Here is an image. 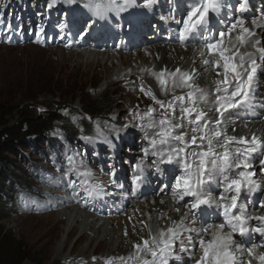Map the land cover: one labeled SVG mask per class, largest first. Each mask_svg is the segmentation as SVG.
Returning <instances> with one entry per match:
<instances>
[{
    "label": "snow or ice",
    "instance_id": "obj_1",
    "mask_svg": "<svg viewBox=\"0 0 264 264\" xmlns=\"http://www.w3.org/2000/svg\"><path fill=\"white\" fill-rule=\"evenodd\" d=\"M59 2L60 0H51L48 5L49 9L58 6ZM63 2L67 5L81 6L79 0H63ZM158 3L159 0H142V4L138 0H108L106 5H102L98 0H87L83 8L87 9L89 19L80 27H76L79 21L75 16L70 18L66 13L56 26L57 35L63 33V40L75 39V37L86 38L99 19L109 22L111 19L109 14H114L115 19H112L111 22L116 23L122 30L123 25L120 24V21L123 18V13L141 6L151 12ZM249 4L250 0H239V11L245 12ZM222 7L224 5L221 0H200V3L186 11V15L178 19L174 16L171 17L175 22V28L173 36L169 37V39L175 38L176 41L184 45L195 37L202 36L200 44L203 64L214 69H222V72H217V76L222 75V79L215 81L214 99L217 105L215 107L217 116L214 121L207 118V113L198 111L194 106V93L202 92L199 88L193 89L192 80L196 74L195 69L191 73L182 71L180 68H176L173 72L161 70L158 75L153 73V75H157L161 86L168 83L166 76H171L173 83L178 77L182 86L190 90L187 97L173 96L170 101L165 103L157 99L150 89L146 91L143 86L140 88V91L144 92L146 96H151L163 112L159 116L153 115L156 110L149 106L146 112L139 115L141 123L136 127L143 132L142 139L148 142V147L144 148L143 156L140 159L146 160L147 163H137L134 166L129 190H142L145 184L150 183L148 175L151 174L158 180L157 188L160 194L165 195L172 188L173 197L177 198L180 206L188 211L184 213L180 223L175 227L167 228L166 232L159 231L150 239H144L142 243L132 245L136 250L135 256L138 264H140L139 257L142 253H150L152 257L151 260L144 259L142 264H171V257L180 259V256L175 252L177 244L181 253L188 252L190 248L194 253L197 241L202 255L195 261V264H235L232 249L234 246H239L234 239V234L242 238L241 244H243L244 238L253 234L264 238V215L249 218L243 211L241 214H235L234 211L238 208V201H241L245 195L264 191L254 179L258 173H264V159L259 160L258 171L250 170L254 167V157L256 155L264 156V138H258L253 134L250 140L245 136H240L237 139L235 136L228 135L226 129L222 127L227 121L234 124L239 119V116L233 115L234 112L243 111L248 114L249 118H252L251 112L254 108L264 109V97L256 95L260 90L259 82L264 79V36L257 38V33L245 27V19L239 16L234 19L232 16L227 19L220 18ZM261 12L264 13V8L261 9ZM213 15L220 20V24L223 26L216 31L215 35L209 32L210 20ZM160 19L165 22L169 17L162 14ZM252 23L260 27L255 19ZM74 28L75 31H73ZM32 31L36 36L35 42H42V38H49L44 25L37 26ZM261 31L264 32V28ZM22 32V27L14 29L10 22L5 23L3 19H0V33H3V42L13 43L12 37L20 35ZM233 32H238L235 40L226 41V35ZM65 46L70 45L66 44ZM244 46L251 47L255 51L241 53L239 48ZM200 99L205 103L209 102L203 95ZM186 101L192 103L193 106H186ZM177 108L182 114L181 123L173 124L171 116ZM192 114H195V119L188 121L190 125H193L191 128L193 135L189 142L183 131V120ZM133 115L136 116L137 113ZM255 118H264V112L257 113ZM73 122L75 123V117ZM127 127L129 125L126 124L125 128ZM177 129L181 130L180 134L176 133ZM81 132L83 133L82 129ZM117 138L119 139L118 133ZM79 139L88 143L94 142L91 137L83 134ZM221 140H223L222 144ZM104 143L113 150V157L110 159H114L116 143L108 137L104 138ZM233 145L236 146L233 147ZM217 147L222 151H216ZM65 155L70 165L65 187L70 188L75 196H84L86 208L95 209L97 203L114 195L116 189L123 190L124 185L117 179L114 163L109 165L111 178L109 185L105 186L93 178L91 169L86 168L84 160L87 157L83 153H71L69 149ZM92 155L97 157L99 153L94 150ZM77 157L80 159L79 165L76 164ZM172 164L180 166L184 173L175 175L174 186L166 178L164 168V165ZM79 167L85 168V170L79 172L77 171ZM149 168L151 169L150 173L147 171ZM233 168L240 169L236 178H230ZM212 185L217 188L223 185V194H219L223 203L218 205L222 222L205 225L202 217L206 214V208L210 209L213 204L217 203L210 190ZM82 186L85 187L77 192V188ZM229 200L230 202H228ZM257 203L261 208H264V200H259ZM175 210L179 211L180 209L176 208ZM248 219H254L259 226L249 228L246 226ZM186 222L187 226H185ZM225 228L230 231L225 233L223 231ZM209 232H211L212 238L206 240L204 236ZM124 235H128L127 230ZM249 243L251 246L246 248L247 256L259 261V264H264V252L258 256L255 255L258 247L264 248V243L257 244L254 239ZM240 251L243 253V248H240ZM107 264H111V261H108ZM121 264H124L123 260H121ZM248 264H251V260Z\"/></svg>",
    "mask_w": 264,
    "mask_h": 264
},
{
    "label": "rangeland",
    "instance_id": "obj_2",
    "mask_svg": "<svg viewBox=\"0 0 264 264\" xmlns=\"http://www.w3.org/2000/svg\"><path fill=\"white\" fill-rule=\"evenodd\" d=\"M79 1L87 2V0ZM50 3L51 0H16L15 3L13 0H0V19H3L5 23L10 22L14 29L23 28L22 34L12 37L13 43L3 42V33H0V124L2 126L16 125L20 121L19 115L22 108L26 106L36 113L49 112L64 118L68 129L76 135L72 148H68L64 141V134L57 128L41 139H28L24 150L18 149L16 153L6 155L13 165V170L22 179L19 184L23 191L15 190L12 194L9 193L14 198L16 197L18 202H14L11 209L5 213L10 217L0 222V233L7 235L10 239L19 241L25 248L24 251L14 256L2 257L0 255V264H20L19 261L26 256L29 261L21 264H86L95 260H98L96 264H103L105 261L100 256L105 254L106 250L104 251V249L98 247L99 241L103 238L102 233L87 231L85 239L78 244L77 240L82 229L81 226H79V231L69 238L66 235L69 229L68 223L59 225L58 231L52 228L54 217L48 216L51 213V202L56 199L59 201L61 198L64 199L66 195L64 191L73 194L70 188L65 187L70 167L65 153L70 149L71 153L79 152L83 153L84 156L88 154L92 160H95L92 164L93 170H96L95 178L103 183L110 181V171L108 172L110 164L114 163L118 167L127 166L128 171L124 170L122 178L119 177L126 186L129 181L128 177H130L137 163L135 161L129 163L125 160L129 156H133L129 153L141 148V146L135 148L134 145L131 147L127 144H136V141L138 143L141 140L144 145H148L147 140L142 139L143 132L137 127L131 128L128 133L119 137L118 141L114 140L116 143L114 159H110V157H113V150L104 143L105 134L97 135V129L100 123L113 115L115 117H131L132 112H128L130 110L128 103L132 102L134 106L140 105L143 108V113L147 111L149 106H153L155 110L156 107L152 102L153 100H151V96H146L144 92L140 91L143 83L137 79H129L124 84H119V92L117 93L112 92L111 88L107 92L99 93L97 90L103 85V82L97 83L89 76H85L83 74L84 69L77 70L73 68V62L69 61L64 55H60L62 53L56 49L55 41L62 39L63 36V33L57 35L56 26L58 22L64 18L66 13L70 18L75 16V6L67 5L63 0H60L58 6L49 9L48 5ZM139 8H142V6ZM82 11L84 13L76 18L79 21L76 27H80L89 19L85 15L84 8H82ZM122 17L124 16L122 15ZM150 19L153 23V17ZM253 19H250V23L254 27ZM101 20L103 21V19ZM40 25L46 27L49 38H42V42H35L36 36L32 29ZM116 25L113 23L112 27L107 28V30L111 31L110 34L118 36L116 42H119V44L117 46L127 42L123 37L131 38L130 36H132L135 38L136 33L131 30L128 22L124 23L122 30ZM151 25L146 24L147 28H144L145 25H143V30H147ZM95 26L98 27L99 25L96 24ZM73 31H75V28ZM95 33L98 32L94 30L89 35L94 36ZM52 37H55V39H52ZM80 39L82 38L62 39L57 47L61 48L62 41L72 42L77 47L75 43ZM92 45L102 47L107 46L108 43L102 40V42H98V45ZM63 47L68 55L78 51L74 48L68 49L65 45ZM115 50L114 48L111 52L113 54L118 53ZM134 50L130 49L128 52L123 53L130 54L131 52L134 53V56L139 50L148 53L147 48L144 46ZM119 67L120 65L117 66V68ZM110 74L114 76L115 71ZM259 83L263 85L264 79H261ZM143 87L146 91L149 90L147 86ZM82 105L87 110L88 114L86 116L81 110ZM116 106L124 110L118 112L114 109ZM186 106L188 105L186 104ZM176 110V113L180 111L179 108ZM74 117L75 123L73 122ZM126 124H128L127 119L121 122L122 127ZM105 127L120 128L119 125H114L113 122L106 123ZM82 134L91 137L94 142L88 143L79 139ZM191 134H193L192 131ZM49 145L52 147L50 150L48 149ZM94 150L99 153L97 157L92 155ZM136 160H138V163H147L145 160H140L139 157H136ZM77 161H80L79 157L76 158ZM172 166L177 167L178 165L172 164ZM100 170H105V172H100ZM77 171L82 172L78 168ZM63 180H66V182ZM56 183V187L52 188L50 186ZM50 192L56 193V196H51ZM75 198L77 209L79 207L85 210L87 214L99 218L102 222L107 219L110 220V218L113 219L112 217L119 220V216L110 214L111 209L115 208L112 203H110L111 206L97 203L96 211L108 210V214H100V212H94L90 207L86 208L85 203L81 202L82 198L80 199L78 196H75ZM77 200H79V203ZM136 203L139 202L134 201L133 204ZM128 209L130 208H125L126 211ZM63 210L64 207L61 211ZM68 211L66 212L68 213ZM115 227H112L114 231L116 230ZM117 234L119 236L124 235L122 230ZM61 247L64 248L61 249ZM176 248H179L178 244ZM188 253L184 255V253L177 251L176 254L180 255L181 258H185L186 264H193L195 258H198L197 254L201 252L197 248L194 253L189 251Z\"/></svg>",
    "mask_w": 264,
    "mask_h": 264
},
{
    "label": "bare ground",
    "instance_id": "obj_3",
    "mask_svg": "<svg viewBox=\"0 0 264 264\" xmlns=\"http://www.w3.org/2000/svg\"><path fill=\"white\" fill-rule=\"evenodd\" d=\"M98 2H100L102 5H106L108 3V0H98ZM138 2L142 3L141 0H138ZM179 2L180 0H176V4ZM79 3L81 5L80 7L75 6L76 18H78L80 15L84 13V11H82V8L85 3L82 1H79ZM172 6H173L172 0H159V3L154 6V9L151 12H149L148 10L142 7V8H132L126 11L125 13H123L122 15L124 17L120 21V24L124 25L125 22H128L129 25L131 26V30L136 33V36L133 35L135 36V38H133L132 36H130L131 38L123 37L124 40L127 41L125 44L117 46V44H119V42L118 43L116 42L118 36L116 37V35L110 34L111 31L107 30V28L112 27L113 23L111 22V20L115 19L114 14H109L111 17L109 22H105L104 19L103 21L99 19L98 22L96 23L99 26L98 27L95 26L91 30V32L94 30L98 32L95 33L94 36L89 35L86 38L80 39V41L75 43L77 44V47L73 45L72 42L68 41L67 43L62 41L61 48H58L57 46L60 44V40H62V39H58L55 41L56 49L62 53L60 54L61 56L64 55L69 61L73 62L74 64L73 68L77 70L84 69L83 74L85 76H89V78L93 79L97 83L103 82V85L97 90L99 93H103L105 91L107 92V90H109L110 88L112 92L117 93L119 92V84L121 83L124 84L129 79H137L139 80V82L143 83V86H147L149 89H151L152 93L155 95L157 99L162 100L165 103L170 101L173 96L187 97V93L190 90L187 87L182 86L178 77L175 79V83H173V78L171 76H166V80L168 81V83L165 86H161L157 79V75L160 73V71L166 70L167 72H173L175 71L176 68H180L182 71H187L191 73L192 70L195 69L196 74L193 76V80H192L193 89L199 88L202 90V92L194 93V106L197 108L198 111H203L207 113L208 114L207 118L214 121V119L217 116V113L215 112V107L217 105L214 99L215 88H216L215 81L217 79H222V75L217 76V72L218 71L222 72V69H214L210 66H206L203 64V60L201 58L202 46L200 43H194V44H189L187 46H182L181 44L169 39V37L171 36L166 31V28H168V30L169 28L172 29L173 28L172 25L174 24H171L168 21L162 22L161 19L159 18V15L160 16L162 14L165 15L166 11L172 8ZM250 13L252 18H254L257 21V24L260 25V27H257V25L254 24H253L254 27L251 26L252 24L250 23V19H246L242 16H240V18L245 19V27H248L250 31L257 33V38H260L261 36H264V32L261 31V29L264 28V19L257 16L256 10H251ZM85 15H87V9H85ZM152 17H153V23L152 20L150 19ZM163 23H165V25H163ZM166 23L169 25H166ZM142 24L143 25L152 24V25L151 27H149L147 30L144 31L142 29L143 26ZM237 34L238 32H233L231 34L226 35L225 38L227 41L228 40L234 41L235 36ZM102 40L108 43V45L102 47L92 45V44L98 45V42L100 43L102 42ZM191 41L194 42L195 38L192 39ZM66 44L70 45V46H66L68 47V49L74 48L75 50L78 51L72 55L66 54L63 47ZM140 46L146 47L148 53H144L140 50L135 53V56L134 53L132 54L131 52L130 54L123 53V52H128V50L130 49L137 50L138 47ZM114 48L117 50L118 53L113 54L111 52L112 49ZM239 51L241 53L254 52L255 49L244 46V47H240ZM205 58H209V57H205ZM118 65H120L119 68H117ZM113 71H115V75L111 76L110 73H112ZM153 73H156L157 75H153ZM263 91H264V84L260 85V90L256 93L257 97L262 95ZM201 95H203L209 102L205 103L203 100H201L200 99ZM152 102L156 107V111L153 113V115L159 116L160 114H162L163 110L160 109L159 105L155 104L154 101ZM186 104L188 106H193L192 103H188L187 101ZM127 105L128 107H130V110H128V112L129 111L132 112V115H130L131 117H125V116L115 117L114 115L111 116V118L106 119L103 123L99 124V128L97 129L98 131L97 135L101 136V134H105L104 137H108L112 141L114 140L118 141L119 139L117 138V133L119 134V137H122L123 134L129 132V129L136 128V125L141 123L139 119V115L143 114L142 112L143 108L140 105H136V106L132 105V102L130 104L128 103ZM114 109H116L118 112L124 110L119 106L114 107ZM262 110L263 109L256 112V110L253 109L251 115H253L252 118L255 121H252L251 123L248 124L244 123L241 120V118H243V116L245 115V112L243 111L234 112L233 115L239 116V119L236 120L234 124L231 121H227L225 122L224 125H222V127L226 129L228 135L235 136L237 139L240 136H245L250 140L253 134L256 135L258 138H264V118L261 119L255 118L256 114L261 112ZM176 111L177 110H175V112H173L171 116L173 124L181 123L182 114L180 111L177 113ZM134 113H137V115L134 116L133 115ZM125 119H127L128 122L127 125H129V127L127 128H125V126L123 127L121 126V122H123ZM194 119H195V114H192L190 117L185 118L183 120V124H184L183 131L186 133V139L189 142L193 135L191 134V128L193 125H190L188 121ZM112 122L114 125L116 124L119 125L120 128L112 129L105 127L106 123H112ZM175 131L177 134H180L181 130L177 129ZM220 143L222 144L223 140H221ZM127 145L131 147L132 145H134L135 148H137V146H141V148H139L140 150H136L137 152L134 151L129 153V154H133V156H129L125 160L129 163L134 161L135 163H138L136 157L141 158L143 156L142 149L148 147V145H144V143L141 142V140L138 143L136 141V144L128 143ZM235 146L236 145H233V147ZM205 147H206V143H205ZM216 151H222V149L217 147ZM85 156L87 157V159L84 160V165L86 166L87 169H91L93 173V178L96 181L101 182L100 180H97L95 178L96 170L94 171L93 170L94 167H92V164H94L95 160H92L90 156H88V154H86ZM145 162L147 161L145 160ZM76 164L79 165L80 161H77ZM115 167L117 170V179L119 180V177L122 178L124 170L128 171V167L127 166L118 167L116 165ZM179 167L180 166L174 167L172 165H164L165 171H169V169H171V171L173 170L177 171ZM78 170L84 171L85 168L79 167ZM179 170H181V168ZM131 171H132V167H131ZM254 171H258V168H255ZM100 172H105V170L104 171L100 170ZM180 174L183 175L184 173L181 172ZM258 176L259 178H261L259 174ZM106 180H108V178H106ZM63 181L66 182V180ZM170 181L173 182L172 184L174 185L175 179L171 178ZM150 182L153 181L151 180ZM109 183L110 181L108 180L106 181V183L103 184L105 186H108ZM50 186L52 188L56 187L57 183L51 184ZM83 187L85 186L78 187L77 192H80ZM147 190H148V186L147 184H145L142 190L136 191L135 194L136 196L144 195L147 192ZM64 192H66V195L64 196L66 199L61 198L62 200L60 199V201L58 199L56 200L53 199L54 201L51 202V209H50L51 213L48 216L54 217L52 228L58 231L59 225H65L66 223H68L69 229L67 230L66 235L69 238L71 235L79 231V226H81L82 229L77 240L78 244L85 239L87 231H93L98 234L102 233L103 238L99 241L98 247L102 248V250L104 249V251L106 250L105 254H103L104 256L103 255H102L103 257L100 256V258H102L105 261V263L103 264H107L108 261H111V264H121V260L124 261V264H138L137 258L135 256L136 250L132 247V245L136 243H142V240L144 239H150L151 236L158 234L159 231L163 230L166 232L167 228L175 227L180 223L184 213L188 211L186 208L181 207L178 202L172 201L168 197V195H161L159 190H157L155 193L150 192L149 194L141 198L133 199L134 201L139 202L133 204L134 201L126 193V191H124L123 188V190L116 189L114 195H111L105 201L100 202L101 204L102 203L106 204V206H111L110 203H112V205H114L115 208L111 209L110 214L119 216V220H117L116 217H112L113 219L110 218V220L107 219L106 221L102 222L101 220H99V218L92 216L91 214H87L85 210H82L79 207L77 209L75 196L69 191H64ZM49 194H51V196L54 195L56 196V193L53 192H50ZM78 197L80 199L82 198L81 202L85 203L84 196H78ZM79 200H77V202ZM161 201H163V203H161ZM63 207L64 210L61 211ZM90 208L94 212H98V213L100 212L98 210L96 211V209H93L92 207ZM125 208H130V209L126 211ZM176 208H179L180 210L176 211L175 210ZM66 211H68V213ZM100 214H108V210L104 209L103 211L100 212ZM113 226H116L115 231L114 229H112ZM185 226H187V222ZM120 230L123 231V234L125 230H127L128 235L119 236L117 233H119ZM204 238L206 240H210L212 238L211 232L206 234ZM240 247L242 248V246ZM63 248L64 247H61V249ZM197 248L198 251H200L201 253L197 254L198 258H195L196 260H198L202 255V251L198 246V241L195 249ZM175 251L177 253V251H180V249L176 248ZM232 252L235 256V264H241V262L242 264H248L249 260H251V264H259V261L247 256L246 248L245 249L243 248V253H242L240 251V248L234 246ZM261 252L262 251H256L255 255L258 256ZM186 253L188 252H184V255ZM144 259L151 260L152 257L150 253H142L140 255L139 257L140 264H142V261ZM96 261L98 260H95L92 263L96 264ZM170 261L171 264H186L185 258H181V256L179 260L175 259V257H171ZM92 263H86V264H92ZM193 264H195V262Z\"/></svg>",
    "mask_w": 264,
    "mask_h": 264
},
{
    "label": "trees",
    "instance_id": "obj_4",
    "mask_svg": "<svg viewBox=\"0 0 264 264\" xmlns=\"http://www.w3.org/2000/svg\"><path fill=\"white\" fill-rule=\"evenodd\" d=\"M15 1L13 0L14 3ZM81 110L85 116L88 114L83 105ZM19 119L20 121L14 126H2L0 124V222L10 217L5 213L11 209L14 202H18V199L9 195V193L12 194L15 190L23 191L19 184L22 179L13 170V165L6 155L16 153L18 149L24 150L28 139H41L43 136L54 132L57 128L64 134V141L68 148H72L76 135L72 134L71 130L68 129L64 118L54 113L40 114L24 106L20 112ZM48 149H52L51 145H49ZM24 248L19 241L10 239L7 235L0 233V255L2 257L17 255L24 251ZM27 261L29 260L26 256L19 262L21 264Z\"/></svg>",
    "mask_w": 264,
    "mask_h": 264
},
{
    "label": "clouds",
    "instance_id": "obj_5",
    "mask_svg": "<svg viewBox=\"0 0 264 264\" xmlns=\"http://www.w3.org/2000/svg\"><path fill=\"white\" fill-rule=\"evenodd\" d=\"M264 251V250H263Z\"/></svg>",
    "mask_w": 264,
    "mask_h": 264
}]
</instances>
